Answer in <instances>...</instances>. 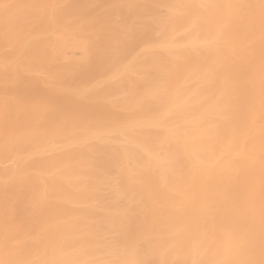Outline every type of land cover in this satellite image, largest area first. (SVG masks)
Segmentation results:
<instances>
[{
    "label": "bare ground",
    "instance_id": "bare-ground-1",
    "mask_svg": "<svg viewBox=\"0 0 264 264\" xmlns=\"http://www.w3.org/2000/svg\"><path fill=\"white\" fill-rule=\"evenodd\" d=\"M0 264H264V0H0Z\"/></svg>",
    "mask_w": 264,
    "mask_h": 264
}]
</instances>
